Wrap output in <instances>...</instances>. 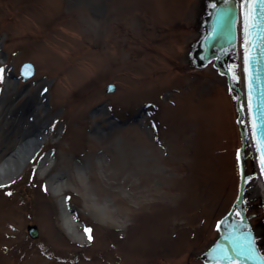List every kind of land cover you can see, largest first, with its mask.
I'll return each mask as SVG.
<instances>
[{
  "label": "rangeland",
  "instance_id": "374dc122",
  "mask_svg": "<svg viewBox=\"0 0 264 264\" xmlns=\"http://www.w3.org/2000/svg\"><path fill=\"white\" fill-rule=\"evenodd\" d=\"M199 3L0 0V164L42 136L0 185V264H202L237 195L241 142L235 91L188 56ZM245 203L263 228L264 194Z\"/></svg>",
  "mask_w": 264,
  "mask_h": 264
},
{
  "label": "water",
  "instance_id": "95a60500",
  "mask_svg": "<svg viewBox=\"0 0 264 264\" xmlns=\"http://www.w3.org/2000/svg\"><path fill=\"white\" fill-rule=\"evenodd\" d=\"M240 14L247 111L259 165L264 176V0H241ZM238 17L239 9L234 0H215L205 17L204 35L198 42L195 54L200 66L214 60V66L219 73L227 76L228 81L230 75L227 65L235 53ZM28 70L32 71V66L26 63L21 68L23 78L29 76ZM228 84L232 87L230 81ZM112 89L113 85H107V91ZM235 105L242 139L239 151L241 172L239 193L228 213L218 222V237L200 258L206 263L264 264V257L257 249L253 230L243 209V192L247 179L243 167L246 131L241 124L243 112L239 95ZM27 232L30 237H37L35 225H28Z\"/></svg>",
  "mask_w": 264,
  "mask_h": 264
},
{
  "label": "bare ground",
  "instance_id": "6f19581e",
  "mask_svg": "<svg viewBox=\"0 0 264 264\" xmlns=\"http://www.w3.org/2000/svg\"><path fill=\"white\" fill-rule=\"evenodd\" d=\"M207 2L205 0H201L199 5H198V10L196 12L197 18H199L200 22V16L204 10V4ZM199 22L197 21V35L195 39H193L190 43H193L196 38L199 36ZM199 29V30H198ZM24 73V72H23ZM40 132H36L32 134L31 136L29 135L27 139L23 141V144L15 151L12 153H9L5 158L4 161L0 164V185L6 184L11 180V178L14 176V174L21 169L25 165L27 161L32 157V155L35 153V151L38 149L39 144L42 141V136H40ZM249 153L251 156H254L253 150H249ZM254 161L255 158L253 157ZM52 188L53 189H58V183L57 179L54 178V181L52 182ZM259 193L261 195L264 194V189H263V184L261 182L260 176L257 174L255 177L254 181H250L244 191V197L245 199H255L259 196ZM61 215H62V221L63 225L66 229V231L69 234H72L74 231V223H75V218L73 217L72 213L68 210H66V206L64 203L61 204ZM221 219V217H220ZM219 219V221H220ZM218 221V222H219ZM218 225V223H217ZM216 231L217 227H216ZM262 229L259 227H255V234L259 235L261 234ZM77 236V235H76Z\"/></svg>",
  "mask_w": 264,
  "mask_h": 264
},
{
  "label": "snow or ice",
  "instance_id": "6c2138e0",
  "mask_svg": "<svg viewBox=\"0 0 264 264\" xmlns=\"http://www.w3.org/2000/svg\"><path fill=\"white\" fill-rule=\"evenodd\" d=\"M86 231H88V230H86ZM91 238V237H90Z\"/></svg>",
  "mask_w": 264,
  "mask_h": 264
}]
</instances>
